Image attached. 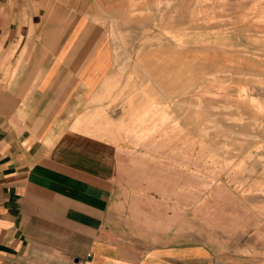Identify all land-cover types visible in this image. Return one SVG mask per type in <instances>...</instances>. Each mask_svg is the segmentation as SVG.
Returning <instances> with one entry per match:
<instances>
[{
    "label": "crops",
    "instance_id": "0c3cea01",
    "mask_svg": "<svg viewBox=\"0 0 264 264\" xmlns=\"http://www.w3.org/2000/svg\"><path fill=\"white\" fill-rule=\"evenodd\" d=\"M103 10L0 0V264H264V236L214 233L219 205L118 180L117 165L138 157L100 134L126 123L103 111L121 65Z\"/></svg>",
    "mask_w": 264,
    "mask_h": 264
},
{
    "label": "rangeland",
    "instance_id": "374dc122",
    "mask_svg": "<svg viewBox=\"0 0 264 264\" xmlns=\"http://www.w3.org/2000/svg\"><path fill=\"white\" fill-rule=\"evenodd\" d=\"M100 6L107 13L100 24L121 64L103 111L126 121L100 134L116 144L118 156L138 157L117 165L118 180L170 190L172 201L186 199L188 206L219 205L216 234L264 236V0H100ZM146 157L170 164L149 165ZM182 186L185 195H174ZM230 220L235 225L226 228Z\"/></svg>",
    "mask_w": 264,
    "mask_h": 264
},
{
    "label": "bare ground",
    "instance_id": "6f19581e",
    "mask_svg": "<svg viewBox=\"0 0 264 264\" xmlns=\"http://www.w3.org/2000/svg\"><path fill=\"white\" fill-rule=\"evenodd\" d=\"M95 1V0H94ZM165 6V5H164ZM160 7V6H159ZM91 8V7H90ZM94 9H95V7H94ZM159 83V82H158ZM161 88V87H160ZM160 92V91H159ZM145 99V98H144ZM139 100V99H138ZM159 104V103H158Z\"/></svg>",
    "mask_w": 264,
    "mask_h": 264
}]
</instances>
